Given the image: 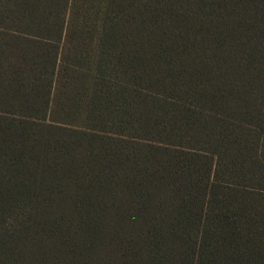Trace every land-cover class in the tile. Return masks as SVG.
Returning a JSON list of instances; mask_svg holds the SVG:
<instances>
[{"label":"trees","instance_id":"1","mask_svg":"<svg viewBox=\"0 0 264 264\" xmlns=\"http://www.w3.org/2000/svg\"><path fill=\"white\" fill-rule=\"evenodd\" d=\"M0 264H264V0H0Z\"/></svg>","mask_w":264,"mask_h":264}]
</instances>
